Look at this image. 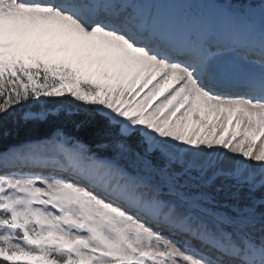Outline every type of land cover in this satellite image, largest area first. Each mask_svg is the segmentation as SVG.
Returning <instances> with one entry per match:
<instances>
[{
  "label": "snow or ice",
  "instance_id": "obj_1",
  "mask_svg": "<svg viewBox=\"0 0 264 264\" xmlns=\"http://www.w3.org/2000/svg\"><path fill=\"white\" fill-rule=\"evenodd\" d=\"M0 264H264V0H0Z\"/></svg>",
  "mask_w": 264,
  "mask_h": 264
},
{
  "label": "trees",
  "instance_id": "obj_2",
  "mask_svg": "<svg viewBox=\"0 0 264 264\" xmlns=\"http://www.w3.org/2000/svg\"><path fill=\"white\" fill-rule=\"evenodd\" d=\"M27 138H28V137L22 135L21 137L17 138V140H14V141H12V142H19L20 140H22V139H27ZM81 138L84 139L86 142H91V141H89L88 138L85 137V136H81ZM93 150H94V151H99L98 149L95 148V145H94V144H93Z\"/></svg>",
  "mask_w": 264,
  "mask_h": 264
}]
</instances>
